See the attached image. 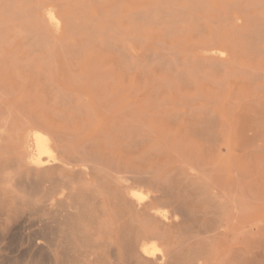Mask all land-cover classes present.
<instances>
[{"label":"bare ground","instance_id":"6f19581e","mask_svg":"<svg viewBox=\"0 0 264 264\" xmlns=\"http://www.w3.org/2000/svg\"><path fill=\"white\" fill-rule=\"evenodd\" d=\"M23 215L29 264H264V0H0Z\"/></svg>","mask_w":264,"mask_h":264},{"label":"rangeland","instance_id":"374dc122","mask_svg":"<svg viewBox=\"0 0 264 264\" xmlns=\"http://www.w3.org/2000/svg\"><path fill=\"white\" fill-rule=\"evenodd\" d=\"M0 228L3 226L4 222V216H0ZM25 221V222H23ZM4 222V223H3ZM22 222V224H21ZM28 225V226H27ZM31 228H30V226ZM34 225V226H33ZM7 227V229L3 232V235H1L0 231V258L1 256L4 258H1L0 260H4L6 258L10 259H20L26 257V261L23 264H29V254H27V248L24 245L18 246L13 241L16 240L17 237H19L21 234H29L31 231L35 230L37 228L36 224L29 219L25 215H23L21 218L17 219L16 221H11L9 223L4 224V227ZM18 226V227H17ZM25 226V227H24ZM27 226V227H26ZM20 227V228H19ZM23 227V228H22ZM17 228V229H16ZM22 228V229H21ZM26 228V229H25ZM29 228V229H27ZM19 231V233H18ZM25 231V232H24ZM21 232V233H20ZM27 232V233H26ZM16 234L17 237L14 235ZM13 237V238H11ZM15 237V239H14ZM10 238V239H9ZM14 239V240H13ZM13 240V241H12ZM11 243V244H9ZM13 244V245H12ZM12 245V246H11ZM17 247V249H16ZM15 248V250H14ZM2 249V250H1ZM25 249V250H24ZM4 250V251H3ZM3 251V252H2ZM16 252V253H15ZM24 252V253H23ZM21 253V254H20ZM18 256V257H17ZM17 257V258H16ZM2 264V263H1Z\"/></svg>","mask_w":264,"mask_h":264}]
</instances>
